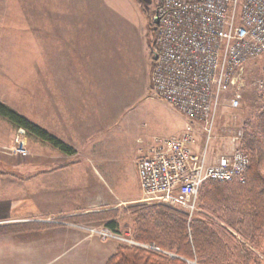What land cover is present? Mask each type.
<instances>
[{"label":"crops","instance_id":"0c3cea01","mask_svg":"<svg viewBox=\"0 0 264 264\" xmlns=\"http://www.w3.org/2000/svg\"><path fill=\"white\" fill-rule=\"evenodd\" d=\"M0 1L10 32L39 40L42 87L51 101L40 126L74 150L41 140L40 158L0 160V225L38 224L0 236V264H107L120 243L76 225L115 220L117 233L130 234L129 206L143 197L137 160L155 137L140 133L139 114L113 74L122 54L108 41L111 1ZM146 61L151 74L152 51ZM130 167L141 195L126 198Z\"/></svg>","mask_w":264,"mask_h":264},{"label":"built area","instance_id":"2783aa9c","mask_svg":"<svg viewBox=\"0 0 264 264\" xmlns=\"http://www.w3.org/2000/svg\"><path fill=\"white\" fill-rule=\"evenodd\" d=\"M158 14L152 46V53L157 54L151 72L153 94L200 122L206 139L197 147L193 132L155 136L150 151L137 160L141 201L181 207L190 220L199 210V191L206 181L246 180L251 159L242 147L245 127L235 132L228 151L211 156L208 148L223 94L243 86L247 63L264 55V0H160ZM231 105H239L238 94ZM11 152L28 156L24 139L12 146ZM76 226L104 241L178 257L105 224ZM186 261L199 264L196 259Z\"/></svg>","mask_w":264,"mask_h":264},{"label":"rangeland","instance_id":"374dc122","mask_svg":"<svg viewBox=\"0 0 264 264\" xmlns=\"http://www.w3.org/2000/svg\"><path fill=\"white\" fill-rule=\"evenodd\" d=\"M110 1L113 16L109 24L108 41L111 40V46L119 50V55L122 54L119 59L114 60L120 68L114 70L113 74L122 83L123 96L127 95L129 109L139 114L140 133L144 138H151L193 132L197 147L202 146L206 139L202 124L154 96L151 88V74L146 60L153 52L155 30L151 22L160 0ZM7 9L0 4V101L40 125L44 107L47 111L51 107V101L48 88L42 87V75L46 72L41 70L39 40L26 38L25 33L10 32L9 24L3 21L6 19L3 14ZM243 79L244 84L238 90L236 87L231 88L223 94L209 141L208 152L211 156L228 151L235 132L242 127L249 130L248 121H253L264 107V55L247 63ZM236 94L239 96V105L233 107L231 100ZM20 139H24L29 150L26 157L11 152V147ZM41 144L40 139L28 135L23 128L0 116V160L18 162L40 158ZM131 165L135 171V164ZM130 173L131 179L123 193L126 198L141 195L133 177V167H130ZM155 203L184 211L181 207ZM198 209L192 218L200 214L209 215L200 207L199 198ZM255 251L264 262V255ZM176 255L185 261L189 259Z\"/></svg>","mask_w":264,"mask_h":264},{"label":"trees","instance_id":"16d2710c","mask_svg":"<svg viewBox=\"0 0 264 264\" xmlns=\"http://www.w3.org/2000/svg\"><path fill=\"white\" fill-rule=\"evenodd\" d=\"M0 116L63 152L74 151L2 101ZM248 125L242 142L251 159L246 180L206 181L199 191V202L209 215L200 214L190 220L186 212L162 204L145 202L129 206L130 231L136 241L195 258L199 264H264L255 251L264 255V107ZM92 217L95 216H89ZM116 226L115 220L108 222V227L117 232ZM36 228V223L0 225V236ZM107 264L187 263L153 249L120 244Z\"/></svg>","mask_w":264,"mask_h":264},{"label":"flooded vegetation","instance_id":"af4514ba","mask_svg":"<svg viewBox=\"0 0 264 264\" xmlns=\"http://www.w3.org/2000/svg\"><path fill=\"white\" fill-rule=\"evenodd\" d=\"M157 13H158V8H157V10H156V12H155V14H154V16H153V19H152V22H151V26H152V28L155 30V28H156V23H155V21H156V19H158V18H156V15H157ZM160 17V16H159ZM152 60L154 61V54L152 53Z\"/></svg>","mask_w":264,"mask_h":264},{"label":"water","instance_id":"95a60500","mask_svg":"<svg viewBox=\"0 0 264 264\" xmlns=\"http://www.w3.org/2000/svg\"><path fill=\"white\" fill-rule=\"evenodd\" d=\"M156 18H158V19H156L155 23L158 24L159 23V20H160V17H159V14L158 13L156 15ZM156 59H157V54L154 52V60H156Z\"/></svg>","mask_w":264,"mask_h":264}]
</instances>
